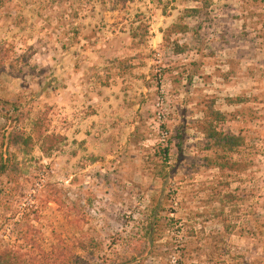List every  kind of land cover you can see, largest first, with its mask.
<instances>
[{
  "label": "rangeland",
  "instance_id": "rangeland-1",
  "mask_svg": "<svg viewBox=\"0 0 264 264\" xmlns=\"http://www.w3.org/2000/svg\"><path fill=\"white\" fill-rule=\"evenodd\" d=\"M206 1L3 0L0 101L65 141L12 149L23 189L0 177V238L30 250L10 234L18 212L38 246L94 239L98 264H264V0ZM210 102L241 139L239 172L198 129Z\"/></svg>",
  "mask_w": 264,
  "mask_h": 264
},
{
  "label": "trees",
  "instance_id": "trees-1",
  "mask_svg": "<svg viewBox=\"0 0 264 264\" xmlns=\"http://www.w3.org/2000/svg\"><path fill=\"white\" fill-rule=\"evenodd\" d=\"M130 0H115V6L118 8L125 5ZM198 3L208 4L206 0H196ZM4 2L0 0V5ZM200 9H191L189 13L199 14ZM181 26L175 25L171 28L172 33H183ZM6 42V41H5ZM0 43V78L6 72V64L8 63L9 50L8 43ZM5 108L4 123L0 125V177H6L12 185L11 191H20L23 189L21 179L24 177L23 163L18 161L12 149H20L25 154L34 150L37 146L45 155L51 154L60 148L64 137L49 135L44 130V123L38 119L34 121L30 129L23 126L24 115L17 104L11 102H1L0 107ZM225 120V115L216 110L213 102L208 104L205 118L198 125V129L205 135L208 140L207 150H216V156L213 162L221 171H241L240 164H236L227 159L226 155L240 147L241 139L236 136L225 135L218 131L216 124ZM29 154V153H28ZM166 183V182H165ZM47 185L45 188H49ZM19 220L12 224L10 234H15L18 242L25 241L30 246V250H25L21 245L14 247L8 244L4 239L0 238V264H98L104 259V250L102 245L98 244L94 239L87 235H74L70 239L64 234L57 235L53 233L54 243L50 246H38L31 236H35L38 232L30 229L28 226V215L26 213H16L12 220ZM1 219L7 225L10 219L7 215H3ZM6 228V227H5ZM5 228L0 227V237ZM8 228V227H7ZM3 230V232H1ZM7 232V233H8ZM6 234V233H5ZM4 234V235H5ZM7 236V235H5ZM146 239L153 243V235L150 229L146 232ZM68 240H71L70 243ZM69 243V244H68ZM106 256V255H105ZM107 260V259H106ZM135 257H125L121 261L117 258L109 259L107 264H132Z\"/></svg>",
  "mask_w": 264,
  "mask_h": 264
}]
</instances>
